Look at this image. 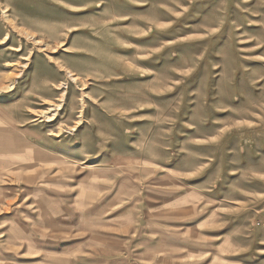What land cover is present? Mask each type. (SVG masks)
I'll list each match as a JSON object with an SVG mask.
<instances>
[{
	"label": "rangeland",
	"instance_id": "obj_1",
	"mask_svg": "<svg viewBox=\"0 0 264 264\" xmlns=\"http://www.w3.org/2000/svg\"><path fill=\"white\" fill-rule=\"evenodd\" d=\"M0 134V264H264V0H0Z\"/></svg>",
	"mask_w": 264,
	"mask_h": 264
},
{
	"label": "crops",
	"instance_id": "obj_2",
	"mask_svg": "<svg viewBox=\"0 0 264 264\" xmlns=\"http://www.w3.org/2000/svg\"><path fill=\"white\" fill-rule=\"evenodd\" d=\"M1 134H0V161H2L3 159V157H6V156H9V155H12V154H10V150H8L7 149V147H3L2 145H1ZM8 154V155H7Z\"/></svg>",
	"mask_w": 264,
	"mask_h": 264
}]
</instances>
